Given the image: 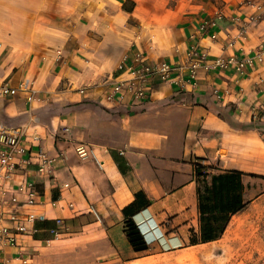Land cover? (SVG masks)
<instances>
[{
  "label": "crops",
  "instance_id": "crops-1",
  "mask_svg": "<svg viewBox=\"0 0 264 264\" xmlns=\"http://www.w3.org/2000/svg\"><path fill=\"white\" fill-rule=\"evenodd\" d=\"M243 2L0 0V85L17 90L0 96V124L25 125L28 152L41 149L54 160L51 174L30 168L26 175L42 204L22 206L24 196L15 193L20 205L13 206L11 192L3 205L35 215L37 235L19 240L31 253L29 264L60 257L136 264L144 255L190 246L192 239L215 242L244 225L248 208L264 195V64L243 75L200 74L188 94L153 82L143 103L103 100L117 64L136 50L150 63H181L191 45L211 60L250 56L264 42V22L249 23L244 37L227 47L228 35L236 33L232 18L256 15ZM209 21L216 24L215 42L197 32ZM214 90L228 95L216 102ZM78 146L91 149L100 167L90 157L79 159ZM59 218L62 235L52 242L47 230ZM234 219L242 224L233 228ZM128 220L146 251L128 243ZM16 253L7 250L9 257Z\"/></svg>",
  "mask_w": 264,
  "mask_h": 264
},
{
  "label": "built area",
  "instance_id": "built-area-1",
  "mask_svg": "<svg viewBox=\"0 0 264 264\" xmlns=\"http://www.w3.org/2000/svg\"><path fill=\"white\" fill-rule=\"evenodd\" d=\"M243 6L251 7L255 11L260 10V6L255 5L250 0H245ZM216 17L220 16L217 15ZM260 21L261 18L258 15L245 20L240 17L232 18V22L236 25V33L233 36L228 35L227 47L233 48L244 37L249 23ZM215 27L216 24L213 21L204 22L198 27L197 32L211 42H215L217 40V35L213 31ZM136 39L139 41L140 36H136ZM60 55L61 53L57 51L56 59L59 60ZM261 64H264V42L255 48L250 56L239 57L232 54L226 58L217 57L213 60L209 58V54L205 50H200L196 45H191L185 51L181 63L167 61L150 63L145 54L136 50L131 54H125L117 64L114 74L106 84L107 89L103 100L112 106L143 103L148 98L153 82L170 86L183 94H188L197 88L200 74L233 70L235 73L243 75L248 67ZM25 87L23 84L20 85V88ZM16 93L17 90L12 89L8 84L0 85V96L12 97ZM80 93L83 94V91L81 90ZM224 95H228L227 90L223 93L218 90L212 92L216 102H220ZM28 100L31 101V98ZM260 109L264 111V106ZM252 117L255 120L258 115L254 113ZM25 127V125L9 127L0 124V264H29L31 253L19 246V240L22 237L34 239L38 233L34 227L35 215L31 212L19 213L4 210L3 205L6 198L13 192L14 194L8 199V203L13 206L20 205L17 195H23L25 198L22 206L31 208L42 204L40 192L35 184L26 178V175L30 168H35L36 173L40 176L51 174L54 168V160L41 149L35 155H31L23 145L26 134ZM74 152L79 159L90 157L100 167L91 149L78 146ZM198 166V164L195 166V174ZM20 176L21 180L17 182V178ZM15 184L16 186L13 188ZM63 187L67 188L68 185H63ZM50 205L57 207L58 203L52 202ZM67 208L74 210L72 204H68ZM89 212L98 221V216L92 207L89 208ZM5 222L8 224L6 225ZM62 229L63 220L55 219L54 226L47 230L52 242L60 239ZM9 249H16L17 253L9 257L7 255Z\"/></svg>",
  "mask_w": 264,
  "mask_h": 264
},
{
  "label": "rangeland",
  "instance_id": "rangeland-1",
  "mask_svg": "<svg viewBox=\"0 0 264 264\" xmlns=\"http://www.w3.org/2000/svg\"><path fill=\"white\" fill-rule=\"evenodd\" d=\"M250 1L260 6L256 15L264 22V0ZM93 262L98 263L86 257H60L53 264ZM136 264H264V195L250 205L248 218L236 233H225L215 242L144 255Z\"/></svg>",
  "mask_w": 264,
  "mask_h": 264
},
{
  "label": "trees",
  "instance_id": "trees-1",
  "mask_svg": "<svg viewBox=\"0 0 264 264\" xmlns=\"http://www.w3.org/2000/svg\"><path fill=\"white\" fill-rule=\"evenodd\" d=\"M202 175H203L202 174V167L198 166V168L196 169V176L199 178ZM225 222H226V220H225ZM125 235H126V238L128 240V243L130 244V246L132 247V249L135 252H144L147 250V246L145 245V243H144V241L140 235V232L138 231L135 224L130 220H128L125 223ZM215 239L218 240L219 238H215ZM216 240H213V241H216ZM205 243H210V242H208V241L198 242L194 239L190 240V246H196V245L205 244Z\"/></svg>",
  "mask_w": 264,
  "mask_h": 264
},
{
  "label": "bare ground",
  "instance_id": "bare-ground-1",
  "mask_svg": "<svg viewBox=\"0 0 264 264\" xmlns=\"http://www.w3.org/2000/svg\"><path fill=\"white\" fill-rule=\"evenodd\" d=\"M240 221H242V220H240ZM238 219H234L233 221H232V223H231V225H232V227L234 228V227H239L241 224H242V222H240ZM228 233H230V232H228Z\"/></svg>",
  "mask_w": 264,
  "mask_h": 264
}]
</instances>
